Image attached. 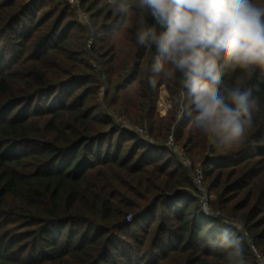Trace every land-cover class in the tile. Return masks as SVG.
Here are the masks:
<instances>
[{"label":"trees","instance_id":"obj_1","mask_svg":"<svg viewBox=\"0 0 264 264\" xmlns=\"http://www.w3.org/2000/svg\"><path fill=\"white\" fill-rule=\"evenodd\" d=\"M77 1L93 34L66 0H0V264H264V107L244 145L213 146L178 80L149 86L154 50ZM247 86L264 101V71Z\"/></svg>","mask_w":264,"mask_h":264},{"label":"clouds","instance_id":"obj_2","mask_svg":"<svg viewBox=\"0 0 264 264\" xmlns=\"http://www.w3.org/2000/svg\"><path fill=\"white\" fill-rule=\"evenodd\" d=\"M113 33L154 50L148 84L179 82L181 117L217 148L246 143L264 101L248 82L264 71V6L253 0H108ZM152 23L149 24L148 20ZM225 77H234L229 86ZM241 256L235 240H226Z\"/></svg>","mask_w":264,"mask_h":264},{"label":"rangeland","instance_id":"obj_3","mask_svg":"<svg viewBox=\"0 0 264 264\" xmlns=\"http://www.w3.org/2000/svg\"><path fill=\"white\" fill-rule=\"evenodd\" d=\"M106 3L109 5V3H108V0L106 1ZM85 14H86V12H84ZM87 15H89L88 13H87ZM90 29V28H89ZM93 32V28L91 29V31H90V33H92ZM93 34V33H92ZM91 34V35H92ZM166 91H165V89L164 88H161V90H160V92H159V97H158V100H157V104H156V111L158 112V114H159V116L160 117H165L166 115H167V113H168V110L170 109V103L168 102V100H167V93H165ZM177 111V110H176ZM122 120V122L124 123V122H126V120H124V119H121ZM119 122V121H118ZM137 131H139V134L143 137V138H147L148 139V137L145 135V132L143 131V129H137ZM149 141H150V139H149ZM173 142V138H170L169 137V139H168V141H167V145L169 144L170 145V143H172ZM174 143V142H173ZM176 146V145H175ZM177 147H179V146H177ZM190 163V162H189ZM190 167H191V164H190ZM197 168L195 169V174L194 173H191L192 174V177L194 178V183H195V185H196V187L203 193V195H202V199L204 200H206L205 202H204V204L203 205H205L204 206V211L206 212V213H211V211L209 210V202H211V201H213L214 200V196H209L208 195V193H206L207 191H206V186L204 185V187H203V183H201L202 182V179L201 178H198V175L197 176H195L196 175V173L197 174H199V172H201V170H200V168H198L199 166H196ZM202 173V172H201ZM201 179V180H200ZM209 183V182H208ZM213 195V194H212ZM216 213H218V214H220V215H223L222 213H219V212H216ZM217 214V215H218ZM224 216V215H223ZM225 217V216H224ZM226 218V217H225ZM235 225H237V226H241V224L240 223H238V222H235L234 223ZM255 251V250H254ZM260 258V257H259Z\"/></svg>","mask_w":264,"mask_h":264},{"label":"built area","instance_id":"obj_4","mask_svg":"<svg viewBox=\"0 0 264 264\" xmlns=\"http://www.w3.org/2000/svg\"><path fill=\"white\" fill-rule=\"evenodd\" d=\"M66 1H67L70 5L74 6V7L77 9V11H78V15H79V19H80V22H81L84 26L90 28V30H91L92 27H91V24H90V18H89V16H88L87 14H85V13L81 10V7H80L78 1H77V0H66ZM91 44H92V39L89 40V42H88V44H87V49H90V48H91ZM118 121H119V122H122L121 119H118ZM124 124L127 126V123H126V122H124ZM138 132H139V131H138ZM145 139H147V138H145ZM168 146H169L170 148H172L174 151H176V153L179 155L181 161L184 163V165H185L186 167H190V163H189V161L185 158V156H184V154H183V151H182V149H180V147L175 146V144H174L173 142L170 143V145L168 144ZM197 175H198V178H202V173H201V172H199V174H197ZM206 200H207V199H206ZM206 200H205V199H204V200L202 199V203L204 204V202H205ZM204 206H205V205H203V207H204ZM258 258H259V256H258ZM262 264H263V263H262Z\"/></svg>","mask_w":264,"mask_h":264},{"label":"crops","instance_id":"obj_5","mask_svg":"<svg viewBox=\"0 0 264 264\" xmlns=\"http://www.w3.org/2000/svg\"><path fill=\"white\" fill-rule=\"evenodd\" d=\"M166 93V92H165Z\"/></svg>","mask_w":264,"mask_h":264}]
</instances>
